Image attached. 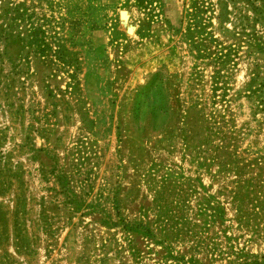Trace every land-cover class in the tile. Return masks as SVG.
Returning <instances> with one entry per match:
<instances>
[{
    "label": "rangeland",
    "instance_id": "obj_1",
    "mask_svg": "<svg viewBox=\"0 0 264 264\" xmlns=\"http://www.w3.org/2000/svg\"><path fill=\"white\" fill-rule=\"evenodd\" d=\"M0 264H264V0H0Z\"/></svg>",
    "mask_w": 264,
    "mask_h": 264
},
{
    "label": "bare ground",
    "instance_id": "obj_2",
    "mask_svg": "<svg viewBox=\"0 0 264 264\" xmlns=\"http://www.w3.org/2000/svg\"><path fill=\"white\" fill-rule=\"evenodd\" d=\"M124 16V15H123ZM130 31V30H129Z\"/></svg>",
    "mask_w": 264,
    "mask_h": 264
}]
</instances>
